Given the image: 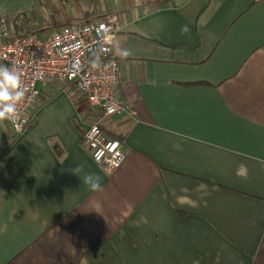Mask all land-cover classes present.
<instances>
[{
  "label": "crops",
  "instance_id": "0c3cea01",
  "mask_svg": "<svg viewBox=\"0 0 264 264\" xmlns=\"http://www.w3.org/2000/svg\"><path fill=\"white\" fill-rule=\"evenodd\" d=\"M42 3L0 18L28 30ZM107 5L135 115L50 83L22 132L0 121V264H264V0ZM94 121L125 151L112 171L81 144Z\"/></svg>",
  "mask_w": 264,
  "mask_h": 264
},
{
  "label": "built area",
  "instance_id": "2783aa9c",
  "mask_svg": "<svg viewBox=\"0 0 264 264\" xmlns=\"http://www.w3.org/2000/svg\"><path fill=\"white\" fill-rule=\"evenodd\" d=\"M28 22L37 23L35 19ZM122 28L120 20L110 16L82 19L50 33L31 28L12 34L7 18L1 17L0 66L21 77L19 91L24 94L17 105L18 120H7L13 131L20 133L28 126L41 87L50 83H57L72 96H84L102 116L126 112L135 115L118 92L120 67L115 39ZM81 144L106 171L117 168L125 156L120 139L107 136L98 121L85 130Z\"/></svg>",
  "mask_w": 264,
  "mask_h": 264
},
{
  "label": "rangeland",
  "instance_id": "374dc122",
  "mask_svg": "<svg viewBox=\"0 0 264 264\" xmlns=\"http://www.w3.org/2000/svg\"><path fill=\"white\" fill-rule=\"evenodd\" d=\"M112 0H43L40 15L35 18L37 23L29 29H38L41 33H50L55 29L71 25L82 19H102L103 13ZM28 29V30H29ZM25 27L12 34L23 33Z\"/></svg>",
  "mask_w": 264,
  "mask_h": 264
},
{
  "label": "clouds",
  "instance_id": "9594fccd",
  "mask_svg": "<svg viewBox=\"0 0 264 264\" xmlns=\"http://www.w3.org/2000/svg\"><path fill=\"white\" fill-rule=\"evenodd\" d=\"M187 31L186 26L182 28V32ZM20 85L21 77L17 73H10L0 66V121L9 120L15 123L18 120L17 105L20 102L19 98L24 95L19 91ZM9 89H12V92ZM71 171L77 175L82 171V166H75ZM237 175L246 178L245 166L241 165L237 170ZM83 183L88 186L90 191L95 192L101 189V177L97 174L86 173L83 177Z\"/></svg>",
  "mask_w": 264,
  "mask_h": 264
}]
</instances>
